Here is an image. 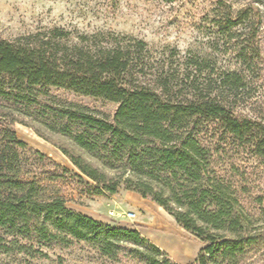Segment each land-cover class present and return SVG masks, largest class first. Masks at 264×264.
<instances>
[{
    "label": "trees",
    "instance_id": "trees-1",
    "mask_svg": "<svg viewBox=\"0 0 264 264\" xmlns=\"http://www.w3.org/2000/svg\"><path fill=\"white\" fill-rule=\"evenodd\" d=\"M224 18L233 21L229 13ZM183 64L185 70L172 73L164 63L155 67L145 41L106 32L73 35L53 27L0 39V252L33 258L53 241L77 240L114 260L128 256L143 264H175L138 230L67 209L63 198L24 176L19 150L26 144L10 126L25 124L19 116H39L60 140L34 131L95 184L94 193L133 191L200 238L204 246L188 264H245L255 238L198 130L201 119H210L235 139H250L249 121L237 117L228 100L243 78L221 72L213 80L205 76L202 85L196 74L209 67L206 60L190 57ZM48 88L118 106L108 121L74 103L45 100L41 95ZM254 147L264 157V136Z\"/></svg>",
    "mask_w": 264,
    "mask_h": 264
},
{
    "label": "rangeland",
    "instance_id": "rangeland-1",
    "mask_svg": "<svg viewBox=\"0 0 264 264\" xmlns=\"http://www.w3.org/2000/svg\"><path fill=\"white\" fill-rule=\"evenodd\" d=\"M227 13L233 21H225ZM53 27L73 35L106 32L143 40L154 66L164 63L171 73L185 70L187 58L206 60L209 67L196 74L202 85L205 76L213 80L221 72L242 76L243 85L228 100L234 114L249 121L250 139L241 142L210 119H201L198 130L212 166L232 186L255 238L244 263L264 264V157L254 147L264 136V0H0V39ZM41 97L74 103L108 121L118 106L102 97L56 88H48ZM19 117L25 124L10 128L26 144L19 150L24 176L35 178L46 194L60 196L67 209L111 227L138 230L175 264L197 257L204 242L182 229L162 207L123 187L115 194L94 193L95 184L34 131L39 129L53 142L60 140L39 123V116ZM40 250L43 255L33 258L0 252V264H143L128 256L107 258L77 240L53 241Z\"/></svg>",
    "mask_w": 264,
    "mask_h": 264
}]
</instances>
